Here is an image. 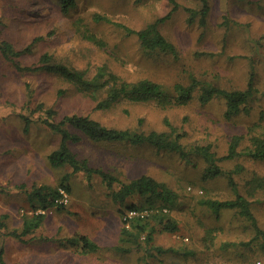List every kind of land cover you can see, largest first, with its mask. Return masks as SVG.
<instances>
[{
  "label": "rangeland",
  "instance_id": "obj_1",
  "mask_svg": "<svg viewBox=\"0 0 264 264\" xmlns=\"http://www.w3.org/2000/svg\"><path fill=\"white\" fill-rule=\"evenodd\" d=\"M76 1L77 8L65 15L57 0H0V41L22 50L39 38L32 53L19 60L22 66H35L42 55L49 54L54 62L85 71L89 78L105 66L129 82H157L170 94L175 84L189 85L193 78L229 91L247 89L254 78L258 93L249 113L232 118H226L225 103L219 99L202 105L196 98L185 106L172 103L165 107L156 102L124 101L107 111L96 110L90 97L58 75L19 71L0 53V222L6 224L0 230V264H264V249L258 242L241 245L254 236L245 219L235 211L216 215L200 205L203 198H235L227 176L202 180L207 167L204 160L193 154L184 159L146 145L95 143L69 128L82 138L70 144L71 149L91 167L102 168L123 182L147 175L177 195L175 204L167 205L139 195L115 202L97 175L88 182L85 174L72 175L69 167L49 165L48 155L59 147L61 137L43 124V113L34 112L42 102L57 112L55 122L82 115L108 128L145 133L170 132L167 119L185 134L182 144L186 150L212 145L217 157L227 155L234 136H242L239 150L243 153L219 165L246 196L247 183L256 176L264 178V161L253 160L244 151L249 137L264 131V0H208L206 27L187 22L186 8L199 9L197 0ZM175 4L178 10L161 24L160 31L174 44L176 55L147 53L135 36L93 19L100 14L143 29L169 14ZM86 34L104 45L95 44ZM20 114L32 120L28 132ZM67 174L71 175V193L66 210H43L44 222L25 238L27 242L8 235L21 231L24 216L33 215L28 197L34 187L58 188ZM130 205L145 215L167 210L165 214L177 222L179 230L157 233L149 246L127 244L128 253L116 251L123 226L120 211ZM251 209L264 230V189L257 193ZM76 236L91 238L101 249L84 254L79 244L69 242Z\"/></svg>",
  "mask_w": 264,
  "mask_h": 264
},
{
  "label": "trees",
  "instance_id": "obj_2",
  "mask_svg": "<svg viewBox=\"0 0 264 264\" xmlns=\"http://www.w3.org/2000/svg\"><path fill=\"white\" fill-rule=\"evenodd\" d=\"M197 1L201 4L199 9L186 8L188 12L187 22L189 25L197 23L201 27H206L210 13L209 1ZM57 4L60 6L61 12L65 15H69L72 10L77 8L76 0H57ZM178 8L179 6L175 4L169 14L157 19L143 29L130 28L124 24L113 22L107 16H102L100 14H94L93 19L96 22L113 24L122 29L127 35L135 36L139 40L141 48L147 53L160 52L163 54L176 55L177 50L174 44L161 33L160 26L170 19ZM79 21L81 22V20ZM86 37L94 41L95 44L104 45L102 41L98 40L94 35L86 34ZM37 40H39V38H37L34 43L37 42ZM33 44L22 50H18L8 41H0V53L19 71L47 72L49 74L58 75L65 82L75 86L79 93L90 97L96 103V110L107 111L124 101L133 104L156 102L160 107H165L172 103L185 106L196 98L202 105L209 104L213 100L219 99L225 103L226 118H232L243 112L249 113L253 97L258 93V90L255 88L254 78L249 80L247 89L231 91L211 84L202 83L193 78L189 85L181 83L175 84L173 88L174 94H170L157 82L149 79L129 82L109 71L105 66L100 67L96 74L92 78H89L85 71H80L68 67L67 65L54 62L52 56L49 54L42 55L39 64L35 66H22L19 60L32 53ZM201 55L213 57L214 53H203ZM28 92L32 98V91L29 89ZM34 112L43 113V124L54 134L61 137L59 147L48 155L49 165L52 168L69 167L72 170V175L85 174L88 182L93 176L97 175L106 184L108 196L115 202H125L128 198L139 195L156 198L167 205L169 203L175 204L177 195L168 188L164 182H159L147 175L133 179L130 182H123L102 168L91 167L87 159H80L71 149L70 144H77L82 138L69 128L76 130L95 143L125 142L133 146L146 145L158 151L174 152L184 159L189 158L190 154H193L204 160L207 167L202 175V180L209 181L221 176H227L228 183L235 193V198L224 200L203 198L199 201L200 205L206 207L216 215H219L222 211H235L248 222L249 227L254 232L251 241L247 243L243 242L241 245H249L258 242L264 249V230L261 228L251 209L252 201L255 200L257 193L264 189V178L256 176L251 179L247 183V195L244 196L240 194L232 175L226 174L219 165L220 162L233 160L243 153L239 150L244 139L242 136H234L229 145L227 155L217 157L212 151V145L194 146L191 150H186L185 146L182 144V139L185 134L173 127L167 119L165 120V124L170 129V132L153 131L145 133L131 131L129 129L120 130L108 128L100 122L91 119L89 116L82 115L64 116L60 122H55L53 120L57 112L51 108H46L45 103L42 102L36 105ZM20 117L25 122V131L28 132L32 120L30 117L23 114H20ZM244 151H247L246 155L253 160L264 161V131L250 136L249 145L246 146ZM70 177V174L63 176L58 188H51L48 186L34 187L28 197L34 214L32 216H24L21 231L14 230L8 235L20 239L23 242H27L25 238L33 235L40 229L45 219V214H36L35 212L40 209L46 210L49 208L66 210V206L57 203L56 200L62 197L60 189L64 190L67 194L71 193V186L69 183ZM136 209V205H130L120 211L123 226L120 232L118 245L114 247L118 252L128 253L130 248L126 246L127 244L131 247L140 248L143 242L146 246H149L152 244L154 236L159 232L175 233L179 230L177 222L163 212L145 216L144 218L127 219L125 221L124 216L126 213ZM5 228L6 224L0 222V230ZM69 242L73 245L79 244L84 254L94 253L101 249L98 243L87 236H76L70 238ZM157 250L160 253L162 252L160 248H157ZM2 255L3 248H0V257H2Z\"/></svg>",
  "mask_w": 264,
  "mask_h": 264
},
{
  "label": "built area",
  "instance_id": "obj_3",
  "mask_svg": "<svg viewBox=\"0 0 264 264\" xmlns=\"http://www.w3.org/2000/svg\"><path fill=\"white\" fill-rule=\"evenodd\" d=\"M60 192L62 194V197L60 199H57L56 202L59 203V204H64V205H67L68 203V195L64 190L60 189ZM152 211L149 212H146V215L144 214L145 212H140L138 211V209L136 210H130L126 213V215L124 216V220L126 221L127 219H134V218H144L145 216H150ZM36 214H44V211L43 210H38L37 212H35ZM158 213H160L158 211ZM163 213H167V210H163ZM34 214V213H32ZM152 215V214H151Z\"/></svg>",
  "mask_w": 264,
  "mask_h": 264
}]
</instances>
